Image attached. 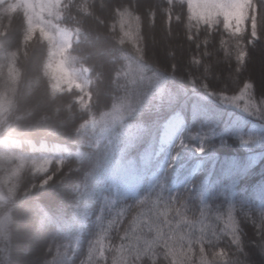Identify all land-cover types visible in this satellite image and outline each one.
<instances>
[{
  "label": "clouds",
  "instance_id": "9594fccd",
  "mask_svg": "<svg viewBox=\"0 0 264 264\" xmlns=\"http://www.w3.org/2000/svg\"><path fill=\"white\" fill-rule=\"evenodd\" d=\"M13 2L0 0V264H13L20 234L27 237L21 254L32 257L30 264H264V195L235 194V224L218 231L183 227L187 221L171 218V209L154 213L156 223L146 221L151 227L140 230L135 209L145 193L102 179L119 161L120 175H142L147 190L154 176L165 189L201 185L189 178L174 188L168 184L177 149L191 142V127L183 124L161 148L164 129L149 117L168 109L175 115L188 99L229 106L221 97L241 82L257 105L240 110L257 126L246 136L264 143V94L247 75L250 49L264 42V0H228V14L216 0H204L205 14L193 12L192 0H158L144 11L135 0H26L25 11L18 7L9 15ZM158 14L170 39L182 34L192 46L183 72L174 50L167 63L150 51ZM196 119L212 123L206 105ZM199 132L208 136L204 152L212 132ZM146 139L156 153L150 161L135 151ZM229 182L221 178L209 186L210 204H223ZM57 187L74 194L68 212L38 195ZM97 201L100 209L108 201L128 216L125 221L110 209L101 235L97 214L96 230L80 252V229Z\"/></svg>",
  "mask_w": 264,
  "mask_h": 264
},
{
  "label": "trees",
  "instance_id": "16d2710c",
  "mask_svg": "<svg viewBox=\"0 0 264 264\" xmlns=\"http://www.w3.org/2000/svg\"><path fill=\"white\" fill-rule=\"evenodd\" d=\"M23 1L14 0L8 9L9 15H14L20 7V10L25 11L21 6ZM140 11L158 3V0H135ZM179 27L173 25V33L178 32ZM154 40L150 42V51L154 53L162 63H167V53L170 50L175 51L176 63L178 69L183 72L185 70L184 60L192 46L184 39L183 35L170 39L167 32L163 28V17L159 14L156 17L155 27L151 30ZM159 52V54H158ZM264 53V42L257 41L255 46L249 51L248 73L252 80L255 81L252 73V63L254 57ZM223 71V66H221ZM243 86L241 82L240 87ZM257 94L259 92L255 81ZM238 91V89L236 90ZM231 95V93H230ZM207 106L210 113L211 124L206 125L203 121L196 119V114ZM179 108V105H177ZM172 109L162 110L159 113L153 114L149 119L153 121V127L160 128L163 120L172 113ZM183 114L186 124L191 127L193 132H199L202 129L208 128L212 132V143L205 151L197 155L191 148L184 149L177 161V164L168 173L169 187H176L182 184L186 178L200 182L206 189L218 179L229 178L233 181L235 194L240 198H251L255 196L259 198L264 195V143L259 140L251 145L241 146L237 141L232 139L233 136L240 137L252 134L256 130V124L251 122L249 117L238 109H233L229 106L202 101L196 103L193 99L185 101L182 111H177ZM255 122V121H254ZM227 141V142H225ZM136 152H143L144 159L151 153L150 144L147 139L138 145ZM153 159V156L150 160ZM200 163L195 172L192 169L197 163ZM74 177L69 184L75 185L77 182ZM121 187L134 189L138 194L143 195L147 191V185L142 175H116L111 179ZM43 203L52 209H63L68 212L74 203V194L68 188H47L38 193ZM209 198V191L206 193ZM224 200V197L222 198ZM92 211L89 214L88 220L80 229V245L79 251L83 252L86 248L88 240L95 232V218L100 212L99 201L92 206ZM250 238L252 237L251 229H248ZM19 235L17 236L18 240ZM48 239L44 236L41 240ZM39 247V244H38ZM254 252V249H250ZM10 258L13 264H30L32 257H26L22 254L16 255V244L14 245ZM27 262L25 263L24 261Z\"/></svg>",
  "mask_w": 264,
  "mask_h": 264
},
{
  "label": "snow or ice",
  "instance_id": "6c2138e0",
  "mask_svg": "<svg viewBox=\"0 0 264 264\" xmlns=\"http://www.w3.org/2000/svg\"><path fill=\"white\" fill-rule=\"evenodd\" d=\"M238 91L232 95L222 96L221 100L223 103L237 107L238 110H243L245 113L250 111L247 107L248 103H251L253 108L257 105L255 101L249 98L252 95L251 89L246 88L243 84L242 87L237 88ZM242 106V107H241ZM259 119V116H257ZM182 123L179 117L176 118L175 123L171 127H166L160 137V147L163 148L165 145L170 144L176 138V133L179 128L182 127ZM242 143L248 144L254 142L255 137L253 136H240ZM208 136L202 132H191L190 133V143L187 148H191L195 153L203 152V149L207 143ZM185 144L181 143L177 149V159L180 156V149H184ZM156 153L151 151L150 155L145 158L146 161H150L151 157ZM120 162L116 161L113 168L109 174L104 176L102 179L111 180L113 177L121 173ZM127 189V187H125ZM158 189V191H157ZM208 189L203 185H199L196 188L189 190L187 186L177 189H165L164 187L155 183V176L153 177V186L150 187L144 194L143 201L137 202V207L135 209L137 213V222L140 226V230H144L151 227V224L146 223V221H151L153 224L156 223V216L154 213H159L165 211L167 213L168 209H171V218L175 220H180L181 222L187 221L183 224V227H189L193 231L197 229H204L205 231H218V226L227 228L228 225L235 224L234 213L236 211V202L234 201V186L233 183H225L222 192L224 194L223 204L220 206H215L209 203V198L207 197ZM85 198H87L88 193L85 191ZM165 196L168 198L165 201ZM105 207H102L99 212L98 223L101 225V235L103 234V228L106 227L107 219L112 215L110 209L115 208V206L106 201ZM241 207L247 208V205L241 204ZM195 210V219H192L191 214ZM42 211V219H47V214ZM118 214L123 213L125 221L128 216L127 209L115 208ZM249 211L251 209L249 208ZM259 211V210H258ZM79 246V245H78Z\"/></svg>",
  "mask_w": 264,
  "mask_h": 264
},
{
  "label": "rangeland",
  "instance_id": "374dc122",
  "mask_svg": "<svg viewBox=\"0 0 264 264\" xmlns=\"http://www.w3.org/2000/svg\"><path fill=\"white\" fill-rule=\"evenodd\" d=\"M20 2V0H18ZM24 4L26 2V0H22ZM204 3V0H192V10L194 13H199V14H205L207 13L209 10L206 8H202L201 5ZM216 3L218 5V10L223 13V14H228V9L224 6L225 4L228 3V0H216ZM262 55H257L254 57L255 62L257 63H261L264 64V53H261ZM241 112V111H240ZM244 116L247 114L243 113ZM251 122L255 123L252 119H250ZM199 162L197 163V165L195 166V168L193 169V171L195 172V169L199 166ZM27 242V237L24 234H20L18 240H16V255L21 254L22 249L25 245V243ZM34 247H38V244L34 245ZM25 263L27 262L24 261Z\"/></svg>",
  "mask_w": 264,
  "mask_h": 264
},
{
  "label": "bare ground",
  "instance_id": "6f19581e",
  "mask_svg": "<svg viewBox=\"0 0 264 264\" xmlns=\"http://www.w3.org/2000/svg\"><path fill=\"white\" fill-rule=\"evenodd\" d=\"M158 54H159V52H158ZM252 73H253V77L256 81L258 91L264 93V64L257 63L254 60V62L252 63ZM169 116H170V114L167 117H169ZM167 117H166V119H167ZM170 121L168 123H170ZM165 123L166 122L163 120L162 125H164ZM174 123H175V121L172 123V126L174 125ZM162 125H161V127H162Z\"/></svg>",
  "mask_w": 264,
  "mask_h": 264
}]
</instances>
